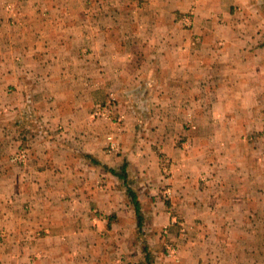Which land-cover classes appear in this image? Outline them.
<instances>
[{"label":"crops","instance_id":"0c3cea01","mask_svg":"<svg viewBox=\"0 0 264 264\" xmlns=\"http://www.w3.org/2000/svg\"><path fill=\"white\" fill-rule=\"evenodd\" d=\"M2 1L0 108L10 111L0 114V230L5 234L0 264H118L110 262V250L123 251L134 220L129 211L118 210L117 202H109L104 185L109 174L81 156H107L105 129L89 118L100 98L91 77L100 64L107 77L115 56V81L131 85L133 71L141 67L137 59L143 53L151 57L153 47L163 83L174 76L178 60L181 71L195 64L197 77L217 71L213 106L224 110L215 113V121L231 123L224 131L234 147L226 161L217 149L219 178L210 213L213 233L226 241L208 253L182 248L180 264H264V164L255 159L262 147L240 138L252 127H262L261 138L264 131L261 6L254 0H43L52 13L48 19L20 0L21 24L13 33ZM191 6L193 28H177L174 14ZM65 7L69 18L60 12ZM85 44L87 52L81 50ZM129 53H135L132 59ZM205 60L211 71L205 72ZM25 117L27 131L21 128ZM23 139L29 140L28 160L11 165L7 157ZM112 206L115 214H109ZM109 225L119 236L114 247L108 242Z\"/></svg>","mask_w":264,"mask_h":264},{"label":"rangeland","instance_id":"374dc122","mask_svg":"<svg viewBox=\"0 0 264 264\" xmlns=\"http://www.w3.org/2000/svg\"><path fill=\"white\" fill-rule=\"evenodd\" d=\"M25 1L34 13L51 18L52 13L47 10L43 0ZM66 1L71 2L62 0L64 3ZM254 1L264 11V0ZM79 3L84 4V0H79ZM21 8L20 0L2 1L1 9L6 24L12 26L13 33L17 32L21 24ZM60 12L66 18L70 17L66 7ZM96 15L97 12L93 13L94 18ZM195 16V8L191 6L186 12L175 13L172 20L177 28L191 30ZM81 50L87 52L89 46L85 44ZM132 52L136 53L135 50ZM152 52L151 57L146 58L143 53L137 59V65L141 67L133 71L135 82L131 85L115 81V74L111 73H115V56L110 60L113 69L107 77L104 75V64H100L103 68L98 66L91 77L95 88L93 91L100 98L90 108L89 118L105 129L103 154L107 156L102 159L84 152L81 156L87 163L109 174L107 183H104L107 185L109 202H117L120 205L118 210L129 211L134 220V230L125 236L123 251L115 248L110 250V262L118 264H180L183 262L182 248L198 247L208 253L212 246L219 247L226 241V237L213 233L210 215L214 209L212 198L219 178L214 169L217 165V149L220 147L223 161H226L234 148L230 147V138L226 137L224 131L230 129L231 123L215 121V113L224 110L213 106L212 87L217 71L210 72L209 76L197 77L195 64L187 63V67L181 71L178 69V60L174 76H168L167 82L163 83V68L153 58L154 47ZM135 53H129L128 59H132ZM136 56L140 57L138 54ZM144 63L146 66L143 67ZM204 64L205 72L212 70L210 62L208 65L211 68L206 67V60ZM8 111L10 109L7 106L0 108V114ZM26 117L23 127H20L27 131L30 121ZM34 117L36 115L31 118ZM261 129V126L252 127L240 138L244 143L253 142L255 146L262 147L255 159L257 163L264 164V131L261 132L262 138L261 134H257ZM218 131L222 134L219 135ZM28 141L23 139L13 145L7 157L11 165L26 164L29 157ZM254 144L251 143L252 146ZM84 154H90L96 162H91ZM124 160L130 178L128 184L136 191L143 217L138 231L134 208L126 194L127 184L123 185L101 166L117 167ZM108 210L109 214H115L117 209L112 206ZM93 211L97 215H103L104 212L98 208ZM167 218L169 221L165 223ZM107 231L108 234L103 232L101 235L105 237L107 234L110 246L114 247L119 236L110 225ZM212 233L213 237L210 236ZM4 236V231L0 230V242ZM205 262L212 260L207 257Z\"/></svg>","mask_w":264,"mask_h":264},{"label":"trees","instance_id":"16d2710c","mask_svg":"<svg viewBox=\"0 0 264 264\" xmlns=\"http://www.w3.org/2000/svg\"><path fill=\"white\" fill-rule=\"evenodd\" d=\"M84 156L88 157L91 162L92 161L96 162L94 157L91 156L90 154H84ZM97 163H99V162L97 161ZM126 165H127V163L125 160L122 161V163L117 167H110V166H107L105 164H101V166L106 171H108L112 175H114L118 180H120L123 183V185L127 184L126 194L129 197V199L133 205V208H134V212H135V216H136V226H137V231H138V229L141 227L143 217H142L141 207H140V203H139V199H138V196L136 194V191L128 184L130 178H129V174L127 173V170H126ZM145 258L148 259L146 254H145Z\"/></svg>","mask_w":264,"mask_h":264},{"label":"built area","instance_id":"2783aa9c","mask_svg":"<svg viewBox=\"0 0 264 264\" xmlns=\"http://www.w3.org/2000/svg\"><path fill=\"white\" fill-rule=\"evenodd\" d=\"M102 114H104V113H102ZM23 153V152H22Z\"/></svg>","mask_w":264,"mask_h":264}]
</instances>
